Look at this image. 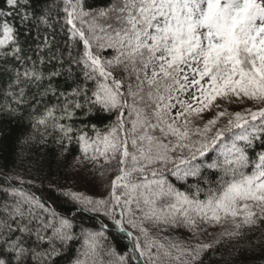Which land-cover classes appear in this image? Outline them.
Instances as JSON below:
<instances>
[{"label":"snow or ice","instance_id":"snow-or-ice-1","mask_svg":"<svg viewBox=\"0 0 264 264\" xmlns=\"http://www.w3.org/2000/svg\"><path fill=\"white\" fill-rule=\"evenodd\" d=\"M0 76V115L29 122L20 142L99 175L98 195L57 190L64 215L0 170V264L264 251V0H2Z\"/></svg>","mask_w":264,"mask_h":264},{"label":"trees","instance_id":"trees-1","mask_svg":"<svg viewBox=\"0 0 264 264\" xmlns=\"http://www.w3.org/2000/svg\"><path fill=\"white\" fill-rule=\"evenodd\" d=\"M90 2L102 7L107 0H90ZM0 4H2V0H0ZM6 81V76H0V89L6 85ZM3 103L5 100L0 95V104ZM23 111L26 112L27 108ZM107 122V120L104 121V123ZM97 123L98 126H103L98 121ZM26 130L31 131L26 118L20 120L0 115V170L18 174L25 180H35L31 191L49 201L57 212L64 215L72 214V204L66 198L59 196L58 189L74 186L73 190H78L86 195H98L96 186L99 183L98 173L89 168L80 175L74 174L73 155H79L77 151L67 154L65 161L64 157L58 155L57 146L51 141L43 146L22 144L18 138L22 139ZM90 216L91 214L88 213L78 216L77 222L91 226L95 221L90 219ZM249 235L252 236V242L255 243L258 234ZM115 244L118 250L125 251L128 241L126 239L117 240ZM231 244H236L239 250L232 252L230 245L218 246L219 251L210 257L208 264H226L228 261H235L236 264H264V251L261 248H249L247 240L232 241Z\"/></svg>","mask_w":264,"mask_h":264},{"label":"rangeland","instance_id":"rangeland-1","mask_svg":"<svg viewBox=\"0 0 264 264\" xmlns=\"http://www.w3.org/2000/svg\"><path fill=\"white\" fill-rule=\"evenodd\" d=\"M211 116V113L206 114L205 118H208Z\"/></svg>","mask_w":264,"mask_h":264}]
</instances>
